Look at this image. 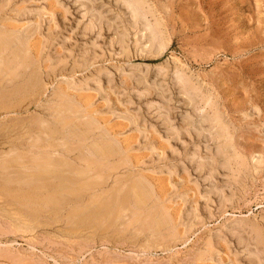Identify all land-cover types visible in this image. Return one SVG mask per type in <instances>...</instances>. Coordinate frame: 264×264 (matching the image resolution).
<instances>
[{"label":"rangeland","instance_id":"obj_1","mask_svg":"<svg viewBox=\"0 0 264 264\" xmlns=\"http://www.w3.org/2000/svg\"><path fill=\"white\" fill-rule=\"evenodd\" d=\"M124 1L0 0V29L25 36L35 63L13 82L38 67L42 85L15 99L16 84L0 86L21 101L0 109V152L28 141L33 117L72 130L84 116L92 135L84 145L69 139V159L92 168L122 161L103 190L141 179L153 193L108 229L69 222L73 204L31 221L0 195V264H257L258 253L264 264L252 234L264 236V0H146L154 18L135 26ZM154 19L168 37L161 50ZM57 95L76 112L62 121L49 115ZM214 111L227 138L210 123ZM101 140L118 147L107 160L88 151ZM231 152L242 155L239 170L224 162ZM148 210L171 217L143 229Z\"/></svg>","mask_w":264,"mask_h":264},{"label":"bare ground","instance_id":"obj_2","mask_svg":"<svg viewBox=\"0 0 264 264\" xmlns=\"http://www.w3.org/2000/svg\"><path fill=\"white\" fill-rule=\"evenodd\" d=\"M124 3L127 5L126 7L131 8V13L129 12V16L131 19L129 18V20H131V24H133L134 26L139 23H149V21L146 19L147 15H150V17L154 18L153 9L149 6L150 4H147L146 0H126V2L124 1ZM158 21L154 19L152 23L153 25H150V27L152 26V32L150 33L151 35H149L152 39L151 42L156 43L155 49L161 50L166 46L168 37L166 38V36L163 34V30L161 29ZM133 25L131 26L134 27ZM144 27L147 28V25H145ZM28 49L29 48L28 46H26L25 42V36H23L22 34L14 36L13 33L4 29H0L1 87L7 84L10 85V83L3 84L4 82L12 83L13 81H16L17 78L21 79V77H23L28 72V70L31 69L32 64L35 65V63H32V58L34 57H31ZM37 68L35 67L34 69H32L29 75H27L28 79L25 78L27 80L26 83L24 82V84H21L22 81H20V85L13 82L14 84H16V87H12L14 89L9 92L14 96V99L19 97V95L24 92L29 95L40 93L42 85L40 83L41 78L39 77ZM184 78L179 77V83L181 84L182 89H193L194 85L192 84V82H190V79L188 80L187 78ZM8 95L6 89L3 88L0 90V109H4L6 111L12 110L21 102L18 101L19 99H9ZM55 97L58 103L54 105L55 107L52 108L51 111H49L50 118H55L56 121H62V119H64L65 117L76 113L72 108V100L69 98L70 96L65 97L62 95H57ZM32 119L35 129L33 128L34 130L31 134H26V137H29V139L27 138L28 141L22 142L19 145L16 144L18 146L7 148V150L4 152L2 151V153L0 152V195L7 199L6 201H12V203L14 204V213H25L27 218H30L31 221H34L43 212L48 211L49 213L51 212L56 215L64 206L73 204L67 215H65L69 218H67L69 222L72 221L78 224H83V222H93L98 226H101V228L104 227V229H108L116 222H119L127 214V212L130 211L131 205L143 206L145 204H148V201L152 198L153 193L149 185L150 183L148 184L141 179H135L129 183L115 182V185L113 184L111 188L103 190L105 184L107 186L108 178H110L111 174L122 164V161L110 165H102L101 163L99 167L92 168L91 166L79 167L76 165L77 162L74 163L75 161L72 162L69 159L67 154V152L69 151V139L72 138L84 145L90 135H92L91 132L93 130V122L89 118L83 116V118L80 120V122H82V126L80 128L78 127L72 130L67 129L66 125L64 127H57L56 125L54 126L49 122L50 119L45 120L41 119L40 117H33ZM77 120L78 119H76V121ZM23 121L22 119H18L16 120V123L24 124ZM210 123L213 127L216 128L219 136H222L224 138L228 137V130L224 123H222L220 114L217 111L212 112L210 116ZM31 129L32 127L30 128V130ZM117 149L118 147L116 148V146L111 141L101 140L97 144H91L88 151L91 152L92 156H99L103 160H107L109 157L114 156L118 152ZM239 154L232 153L228 155L224 161L225 164H227V166H234V170H239L238 168H240L243 164V160L241 159L242 155L240 156ZM79 159L80 161L84 160L82 158ZM215 159H213L212 161L216 162ZM87 165H89V163H87ZM214 165L215 164L213 163V166ZM81 201H85V203H81ZM150 211L151 210H148V212L145 211L146 214L142 211V213L144 214L141 223L143 229H159L161 226L166 225V223H168V218L171 217L167 216V218L164 213L160 212L159 210L157 213H152L153 210L151 212ZM17 227V229L22 230H24L25 228L18 225ZM260 232L261 231H258L252 227V234H254L255 239L253 241V249L256 254L257 251H259L260 253L264 252V236H262ZM243 240V238L239 239L240 242H243ZM258 255L259 253L256 255L255 259L257 264H261Z\"/></svg>","mask_w":264,"mask_h":264}]
</instances>
